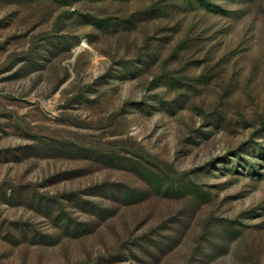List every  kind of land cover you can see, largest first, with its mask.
<instances>
[{"label":"rangeland","instance_id":"374dc122","mask_svg":"<svg viewBox=\"0 0 264 264\" xmlns=\"http://www.w3.org/2000/svg\"><path fill=\"white\" fill-rule=\"evenodd\" d=\"M0 264H264V0H0Z\"/></svg>","mask_w":264,"mask_h":264}]
</instances>
